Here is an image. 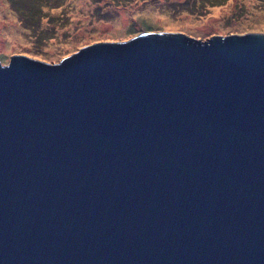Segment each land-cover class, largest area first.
<instances>
[{
	"label": "water",
	"instance_id": "water-1",
	"mask_svg": "<svg viewBox=\"0 0 264 264\" xmlns=\"http://www.w3.org/2000/svg\"><path fill=\"white\" fill-rule=\"evenodd\" d=\"M0 264H264V32L0 62Z\"/></svg>",
	"mask_w": 264,
	"mask_h": 264
},
{
	"label": "rangeland",
	"instance_id": "rangeland-1",
	"mask_svg": "<svg viewBox=\"0 0 264 264\" xmlns=\"http://www.w3.org/2000/svg\"><path fill=\"white\" fill-rule=\"evenodd\" d=\"M156 29L202 38L264 32V0H0V62H59L83 46Z\"/></svg>",
	"mask_w": 264,
	"mask_h": 264
}]
</instances>
